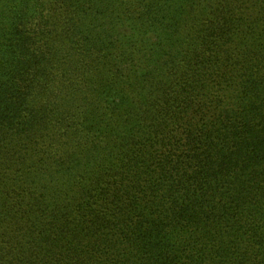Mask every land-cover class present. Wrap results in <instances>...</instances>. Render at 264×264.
<instances>
[{
	"label": "trees",
	"instance_id": "16d2710c",
	"mask_svg": "<svg viewBox=\"0 0 264 264\" xmlns=\"http://www.w3.org/2000/svg\"><path fill=\"white\" fill-rule=\"evenodd\" d=\"M0 264H264V0H0Z\"/></svg>",
	"mask_w": 264,
	"mask_h": 264
}]
</instances>
